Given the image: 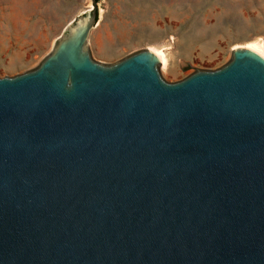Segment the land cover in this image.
I'll return each instance as SVG.
<instances>
[{"label":"water","instance_id":"1","mask_svg":"<svg viewBox=\"0 0 264 264\" xmlns=\"http://www.w3.org/2000/svg\"><path fill=\"white\" fill-rule=\"evenodd\" d=\"M0 77V264H264V57L176 82L149 48L87 40Z\"/></svg>","mask_w":264,"mask_h":264},{"label":"rangeland","instance_id":"2","mask_svg":"<svg viewBox=\"0 0 264 264\" xmlns=\"http://www.w3.org/2000/svg\"><path fill=\"white\" fill-rule=\"evenodd\" d=\"M90 0H0V77L37 67ZM264 50V0H99L87 48L113 64L145 48L162 50L161 77L176 82L225 65L232 49Z\"/></svg>","mask_w":264,"mask_h":264},{"label":"bare ground","instance_id":"3","mask_svg":"<svg viewBox=\"0 0 264 264\" xmlns=\"http://www.w3.org/2000/svg\"><path fill=\"white\" fill-rule=\"evenodd\" d=\"M245 47L251 48L252 50L258 52L264 57V50H262L260 47H258L255 43H248ZM151 50L159 57L162 69H165L166 67V58L162 50L151 48Z\"/></svg>","mask_w":264,"mask_h":264},{"label":"trees","instance_id":"4","mask_svg":"<svg viewBox=\"0 0 264 264\" xmlns=\"http://www.w3.org/2000/svg\"><path fill=\"white\" fill-rule=\"evenodd\" d=\"M97 2L99 1V0H96Z\"/></svg>","mask_w":264,"mask_h":264}]
</instances>
